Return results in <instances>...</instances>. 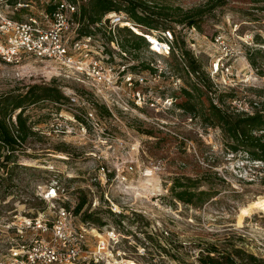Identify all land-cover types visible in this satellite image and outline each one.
<instances>
[{"label":"rangeland","instance_id":"rangeland-1","mask_svg":"<svg viewBox=\"0 0 264 264\" xmlns=\"http://www.w3.org/2000/svg\"><path fill=\"white\" fill-rule=\"evenodd\" d=\"M17 1L27 4L15 11L22 19L39 15L55 0ZM85 1L77 0L79 5ZM166 1L183 14L199 15L198 26L173 24V41L179 45L174 54L154 52L150 45L124 50L111 43L112 30L101 26L96 32L112 56L108 65H127L140 79L132 88L125 81L116 89L120 95L61 79L33 58L0 63V97L50 83L67 97L25 105L34 133L8 161L9 151L0 152V198L8 201L3 209L12 217L35 216L52 205L74 210L86 198L77 224L85 211H97L104 223L90 222L91 249L99 233L106 237L115 228L130 264H202L200 255L214 247L226 253L242 249L264 260V163L232 150L230 138L204 116L212 98L220 104L222 93L226 103L221 106L236 112L241 102L264 100V0ZM161 31L153 35L160 37ZM125 34L116 28L118 40ZM219 59L228 62L230 71L212 75ZM193 64L212 92L189 70ZM195 83L203 91H194ZM72 89L80 105L71 104ZM137 93L142 100L137 97L136 104L132 95ZM129 95L132 101L125 105L122 99ZM76 109L93 111L99 125H87L86 133L74 120ZM176 178L206 191L203 200L189 204L175 198L171 187ZM55 181L61 187L58 200L38 196Z\"/></svg>","mask_w":264,"mask_h":264},{"label":"built area","instance_id":"built-area-1","mask_svg":"<svg viewBox=\"0 0 264 264\" xmlns=\"http://www.w3.org/2000/svg\"><path fill=\"white\" fill-rule=\"evenodd\" d=\"M52 5L55 7L53 11L46 9L39 15H28L21 19L15 11L27 4L17 0H0V63L21 64L25 59L33 58L44 63L49 72L61 79L91 91L100 92L103 88H109L117 92L116 89L121 88L125 81L131 88L138 84L140 79L128 70L127 65L121 68L108 65L112 56L107 55L105 45L99 42L96 34L98 28L104 26L108 28V33L112 30L111 43L119 45L116 28L128 26L136 32L137 27L125 12H109L101 22L91 24L89 33L81 34L82 24L76 16L80 12L79 3L55 0ZM153 32L136 33L147 38L154 52L170 53L174 44L172 31L163 30L160 37H155ZM150 35L159 40L161 49L154 50ZM229 66L228 62L223 63L219 59L212 65L211 74L217 75L224 70L229 72ZM116 92L112 94L120 95ZM137 94L132 95L136 104L137 97L139 101L142 100L140 93ZM68 96L72 105H80L76 91L72 89ZM130 101L131 95L122 99L125 105ZM234 101L236 99L231 100ZM256 104L241 102L239 112L254 113ZM75 112L74 120L86 133L87 125H99L93 111L84 114L76 109ZM13 122L16 123V115ZM60 188L59 181L51 182L38 196L46 201L58 200ZM7 202L0 198V264H130V260L125 258L126 252L121 248L122 234L115 228L109 230L106 237L99 233L95 250H92L89 236L94 229L89 221L77 224L79 213L76 214L75 210L52 205L50 211L44 210L35 216L16 213L12 217L11 212L3 209ZM114 211L122 213L117 208Z\"/></svg>","mask_w":264,"mask_h":264},{"label":"trees","instance_id":"trees-1","mask_svg":"<svg viewBox=\"0 0 264 264\" xmlns=\"http://www.w3.org/2000/svg\"><path fill=\"white\" fill-rule=\"evenodd\" d=\"M77 0H71V2ZM80 12L76 15L79 22L82 24L80 29L81 34L90 32L91 24L101 22L102 19L109 12H125L130 21L134 22L140 32L144 31L151 33V31L173 30V24L181 23L188 26H198L196 20L199 15L183 14L180 7L171 6L166 0H86L80 5ZM49 11H53V5L47 6ZM118 32L126 31L124 40L119 38L120 45L124 50H140L141 47H148L150 42L142 35L134 33L131 28L124 26V28L117 27ZM110 39H112L110 37ZM179 45L175 43L171 47V53L177 51ZM181 54L186 57V52L180 46ZM251 63L255 64L253 58ZM192 73L198 75L202 80L208 92H212V86L208 85L207 80L201 75L200 68L196 65H190L189 69ZM205 75V74H204ZM210 81L209 76L206 77ZM199 83L193 85L194 91H203L199 87ZM187 92V90H185ZM222 93L219 97L220 104L211 99L210 106L206 109L204 116L206 121L213 126H219L227 138H230V147L234 151H244L250 160L261 161L264 163V100L252 101L257 103V109L254 113H240L231 110L230 107L223 108L221 104H225ZM233 96V95H231ZM67 97L60 90L55 83L31 85L26 93L21 95L8 94L5 97H0V144L1 147L6 148L9 152L6 155L8 161L12 154L15 153L25 143L29 135L34 133V126L28 122L27 115L24 114L26 104H34L41 100L49 99L54 103L65 100ZM187 107V105H185ZM21 109L16 115V123L13 122V115ZM107 113L109 111L107 110ZM197 184H187L181 178L174 179L171 187L175 198L182 200L189 204H196L195 200H203L206 191L196 190ZM87 202L86 198L80 199L75 207L76 214L81 213L83 207ZM84 221L92 223L104 224L99 217L98 212H83ZM202 264H264V260L254 256L253 254H246L242 249H235L231 252H220L217 248L207 250L206 254L200 255Z\"/></svg>","mask_w":264,"mask_h":264},{"label":"bare ground","instance_id":"bare-ground-1","mask_svg":"<svg viewBox=\"0 0 264 264\" xmlns=\"http://www.w3.org/2000/svg\"><path fill=\"white\" fill-rule=\"evenodd\" d=\"M135 30H136V32L141 33L136 27H135ZM150 38L152 39V43L154 44V48H155V49H158V48L161 49V47H160V43H159V40H157V39H156L154 36H152V35H150ZM245 213H247V212H243V214H245Z\"/></svg>","mask_w":264,"mask_h":264}]
</instances>
